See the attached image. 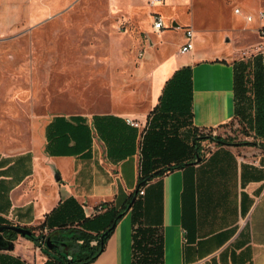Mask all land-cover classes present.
Instances as JSON below:
<instances>
[{
  "label": "crops",
  "instance_id": "0c3cea01",
  "mask_svg": "<svg viewBox=\"0 0 264 264\" xmlns=\"http://www.w3.org/2000/svg\"><path fill=\"white\" fill-rule=\"evenodd\" d=\"M21 4L22 0H0V11L5 13L9 6L21 12ZM254 17L245 16L241 36L214 42L199 40L200 29L191 22L174 25L182 28L180 36L168 41L165 34L171 28L166 24L148 38L135 91L117 85L109 101L97 102L93 113L36 115L27 146L0 149V224L37 227L49 214L51 223L44 228L48 232L60 222L93 217L100 203L118 209L128 205L103 251L88 264H134L136 225L159 231L162 264H264V135L257 129L255 98L250 107L253 119H248L237 113L236 91V62L249 61L251 77L259 65L264 69V50L243 53L246 36L251 30L258 34L260 24L252 23ZM189 26L195 29L194 47L182 53ZM260 53L259 64L255 60ZM187 65L190 99L186 76L185 102L178 104L183 88L172 86L164 98L173 95L175 106H161L167 82ZM237 116L247 129L243 137L213 140L208 151L201 147L200 157L196 151L178 149L169 163L183 164L148 179L144 192L138 191L141 175L164 165L159 152L153 155L158 163H145L142 169L147 128L150 133H177L191 146L196 128L220 131ZM129 118L140 121V126ZM153 142L149 134L148 146ZM156 143L165 146L164 139ZM147 151L146 147V157ZM100 223L89 231L96 233ZM11 240L12 248H0V264H44L49 259L46 248L32 239L18 233Z\"/></svg>",
  "mask_w": 264,
  "mask_h": 264
},
{
  "label": "rangeland",
  "instance_id": "374dc122",
  "mask_svg": "<svg viewBox=\"0 0 264 264\" xmlns=\"http://www.w3.org/2000/svg\"><path fill=\"white\" fill-rule=\"evenodd\" d=\"M153 8L160 9L171 28L168 41L180 36L176 20L182 27L193 23L200 29L199 40L214 42L241 36L244 13L261 24L257 17L264 0H165L156 7L148 0H22L21 12L8 6L0 11V149L27 146L36 115L93 113L117 85L135 91L142 52L157 33ZM246 37L244 54L264 50L254 30ZM242 120L237 116L220 131L200 130L206 135L201 147L208 151L211 137L219 134L243 137Z\"/></svg>",
  "mask_w": 264,
  "mask_h": 264
},
{
  "label": "trees",
  "instance_id": "16d2710c",
  "mask_svg": "<svg viewBox=\"0 0 264 264\" xmlns=\"http://www.w3.org/2000/svg\"><path fill=\"white\" fill-rule=\"evenodd\" d=\"M262 53L258 54L256 57V62L260 64L259 58ZM236 91H237V113L247 116L248 119H253V111L250 109L253 104V99L255 98L257 110H256V122L257 129L259 133L264 135V69L262 66H258L257 69L252 73H249V61L244 63L242 61L236 62ZM188 77V88H189V99L191 97L192 91V77H191V66L187 65L178 69L173 77L167 82L165 87V92L161 98V106L165 105L169 109L175 106L174 97L170 95L167 96L170 92L168 90L174 86L178 87L180 90L177 97L180 98L179 105L182 102H185L186 96V85L185 78ZM181 98L183 100L181 101ZM160 106H156L153 111H156ZM150 128H147L143 134L142 139V169H144L145 163H149L152 166H155L158 163L157 158H153V155L160 152L162 154L161 161L163 166L153 173H146L141 175L138 191L143 188V184L147 182L148 179L153 178L156 175L163 174L164 172L181 166L183 163L178 162L176 165L169 163L171 154L177 153L180 149L181 153L185 151H196L197 157L201 156V141L206 137V135H201L199 129H195L193 136V144L190 146L187 142L184 141L183 137H179L176 133L175 135L169 136L168 132L164 130L163 132L159 131L155 133H150ZM151 135V138L155 140L152 145L147 144L148 135ZM217 141H225L226 137L222 135H215L211 137ZM158 139H164L165 146H158L156 141ZM146 147L149 151V155L146 157ZM163 149V150H162ZM147 151V152H148ZM99 205H102V209H99ZM98 205L99 212H97L93 217L84 216L78 220L76 223L74 219L70 221H63L58 223L59 227L53 230H49L48 233H44L43 230L49 221L50 215H47V218L44 222L39 224L37 227H30L33 229V234L27 236L32 239L36 244H40V238L46 235L45 248L46 252L49 254V259L46 260L44 264H88L94 261L100 252L103 251L105 243L114 230L117 221L124 215L125 210L128 205H125L123 208H116L111 206L108 202H103ZM106 208V209H105ZM97 221H100L102 225L101 229L96 233H93L89 230L97 225ZM41 228L42 232L36 234L34 229ZM97 228V226H96ZM5 235L9 239H13L18 235V232L14 229H6ZM48 239L50 240L48 243ZM96 240V243H92V240ZM133 245H134V264H162V245L161 237L158 230L153 228H144L140 225H136L133 232ZM54 251L50 253V251ZM71 254L72 257L69 255Z\"/></svg>",
  "mask_w": 264,
  "mask_h": 264
},
{
  "label": "built area",
  "instance_id": "2783aa9c",
  "mask_svg": "<svg viewBox=\"0 0 264 264\" xmlns=\"http://www.w3.org/2000/svg\"><path fill=\"white\" fill-rule=\"evenodd\" d=\"M148 1L151 3V5L153 7H156L157 4L164 2V0H148ZM235 11L238 13H242V10L240 7H236ZM245 16L248 20H252L254 17L250 13L245 14ZM151 17H152V25H153L154 30L161 31V30L166 28L164 16L157 8H153L151 10ZM258 19H259V21H262V23L257 28V31H258L259 36L261 37L260 43L264 45V10H260L258 12ZM185 33L187 36V40L180 48V51L182 53L187 52V51L193 49V47H194L195 29L192 26L186 27ZM129 122L132 125L140 126V121H138L137 119L129 118ZM143 192H144V189L141 188L140 193H143ZM102 208H103L102 205H99V209H102ZM44 231L45 230H43V232ZM40 232H42V230ZM45 242H46V235L40 238L39 246L45 247ZM69 256L72 257L71 254Z\"/></svg>",
  "mask_w": 264,
  "mask_h": 264
},
{
  "label": "water",
  "instance_id": "95a60500",
  "mask_svg": "<svg viewBox=\"0 0 264 264\" xmlns=\"http://www.w3.org/2000/svg\"><path fill=\"white\" fill-rule=\"evenodd\" d=\"M177 21H173V25H177ZM200 159V158H198ZM6 229H14L23 236H30L33 234V230L30 227L17 224H0V248H12L14 243L11 239L7 238L5 235ZM50 240L48 239V243Z\"/></svg>",
  "mask_w": 264,
  "mask_h": 264
}]
</instances>
